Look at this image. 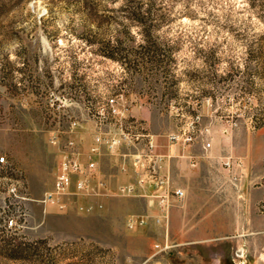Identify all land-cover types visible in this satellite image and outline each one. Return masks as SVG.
<instances>
[{"label":"rangeland","instance_id":"rangeland-1","mask_svg":"<svg viewBox=\"0 0 264 264\" xmlns=\"http://www.w3.org/2000/svg\"><path fill=\"white\" fill-rule=\"evenodd\" d=\"M143 1L150 37L126 0H0V264H264V0ZM97 132L153 135L164 155L201 145L204 233L157 252L163 230L125 226L148 210L133 197L106 219L45 213L61 148Z\"/></svg>","mask_w":264,"mask_h":264},{"label":"built area","instance_id":"built-area-1","mask_svg":"<svg viewBox=\"0 0 264 264\" xmlns=\"http://www.w3.org/2000/svg\"><path fill=\"white\" fill-rule=\"evenodd\" d=\"M114 106L115 99L110 100ZM76 126V124H74ZM141 140L143 149L134 154H119L120 149L127 144ZM179 135L169 136L171 143L178 142ZM189 141L193 138L189 137ZM136 148V147H135ZM119 154L120 169L126 174L132 168L135 182L119 186L117 193L120 197H142L150 200L149 209L141 214H128L125 226L129 231L147 228L151 224L160 225L166 222L165 243L155 246L157 252H165L173 248L170 244L168 212L172 200H183L186 193L183 188L173 187L170 177L161 172L163 163L169 159L158 151V142L153 135L107 136L102 132L94 134L91 144L83 155L77 142L69 139L60 150V161L52 189L44 195L41 203L53 205L60 213L74 211L80 215H93L104 209L102 200L110 195L108 185L102 177L100 160L104 154ZM85 156V159H83ZM6 162V157H0V164ZM148 191L141 194V190ZM91 200L90 203L85 201ZM155 201V204L153 203ZM20 218L29 220L27 210H22ZM7 228L17 229V218L6 222Z\"/></svg>","mask_w":264,"mask_h":264},{"label":"crops","instance_id":"crops-1","mask_svg":"<svg viewBox=\"0 0 264 264\" xmlns=\"http://www.w3.org/2000/svg\"><path fill=\"white\" fill-rule=\"evenodd\" d=\"M78 138L80 139V142L78 140L79 149L84 155L87 151L88 144L92 140V136L87 135L86 137L82 135L79 137L78 135ZM204 150L205 149L201 145L186 149H178L174 146L168 151V154H166L169 155V159L162 165V174L170 177L174 188H183L186 193L183 200L179 201L174 199L171 201V206L168 212L169 235L185 236L204 233L200 229V221L197 223V220L194 217L196 213L198 214V212H200V205L204 203L206 199L203 195V188L206 186V180L204 179V165L207 162V153L205 152L206 150ZM118 157L105 153L101 158V173L103 179L108 185L110 195L102 200L104 203V209L94 213L88 219L99 220L111 218L114 207H122L124 205L126 199H123L124 197L118 195L117 189L119 186L134 183L135 175L132 168L129 169L128 173H122L119 165L120 156ZM83 159H85V156H83ZM214 187H216V185ZM147 193V190H141V194L145 195ZM133 198L142 202L144 207L146 206V209H149L150 200L142 197ZM215 200L216 195L213 196L212 202H215ZM90 202L91 200H87L86 203ZM153 203L155 204V201H153ZM49 207L53 208V210H57L55 206L47 205L45 206V213H47ZM57 212L60 213L58 210ZM142 213H144V211ZM148 228H150L149 230L152 232H162L163 230L165 234L166 222L163 221L160 225L151 224Z\"/></svg>","mask_w":264,"mask_h":264},{"label":"trees","instance_id":"trees-1","mask_svg":"<svg viewBox=\"0 0 264 264\" xmlns=\"http://www.w3.org/2000/svg\"><path fill=\"white\" fill-rule=\"evenodd\" d=\"M121 9L127 14L129 21L135 24L136 26H138L139 29H141V33H143L144 36L150 37L152 33L151 27L153 23V18L150 15L151 9H148V12H143L144 9L143 0H126L125 4L121 7ZM261 40H264V38ZM106 47L108 49L107 52H103V56L105 58L119 62L126 69L130 70V68L132 67L130 62H127L126 59L115 55L114 51H116V47H112L110 43H107ZM258 54H259L258 56H262L263 51L261 50V52H258ZM148 63L151 65L150 68L152 69L160 67V63L156 59H150L149 62H144L143 64H137V66L138 67L140 66L139 69L142 68L147 69L149 68ZM11 257L15 259L17 258L15 254H12Z\"/></svg>","mask_w":264,"mask_h":264}]
</instances>
